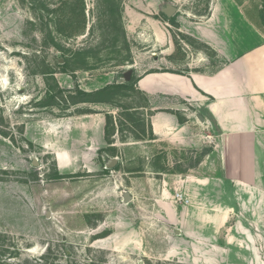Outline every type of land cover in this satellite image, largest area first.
<instances>
[{
    "label": "rangeland",
    "instance_id": "obj_1",
    "mask_svg": "<svg viewBox=\"0 0 264 264\" xmlns=\"http://www.w3.org/2000/svg\"><path fill=\"white\" fill-rule=\"evenodd\" d=\"M65 1L72 25L62 30L70 33L48 28L58 48L37 15L41 2L55 9ZM82 6L84 18L76 13ZM207 7V0H122L105 17L104 0H0V264H191L197 252L184 241L195 240L180 233L194 225L180 219L178 194L188 188L178 181L183 171L213 174L209 160L194 170L208 149L150 140L153 112L134 91L98 105L74 104L69 94L149 72L215 70V55L166 21L202 20ZM168 8L177 11L167 17ZM70 57L74 73H63L58 65ZM105 113L114 123L112 144Z\"/></svg>",
    "mask_w": 264,
    "mask_h": 264
},
{
    "label": "crops",
    "instance_id": "obj_2",
    "mask_svg": "<svg viewBox=\"0 0 264 264\" xmlns=\"http://www.w3.org/2000/svg\"><path fill=\"white\" fill-rule=\"evenodd\" d=\"M261 9V0H211L208 16L182 20L179 26L209 47L220 66L210 71L149 72L137 81L153 112L149 122L154 141L183 151L207 148L195 172L208 160L213 164V179L210 174L184 172L178 181L188 188L179 194L184 209L180 219L183 224L193 219L194 225L178 230L195 240L184 241L197 252L191 264H264ZM199 127L203 131L197 133ZM188 186H195V192L189 193ZM195 202L199 207L188 210ZM204 202L208 211L200 207Z\"/></svg>",
    "mask_w": 264,
    "mask_h": 264
},
{
    "label": "trees",
    "instance_id": "obj_3",
    "mask_svg": "<svg viewBox=\"0 0 264 264\" xmlns=\"http://www.w3.org/2000/svg\"><path fill=\"white\" fill-rule=\"evenodd\" d=\"M82 1V0H80ZM105 3L107 4V9L104 12L105 17H108V15H112V13H115V7L113 8V6H115V4H118V8L122 5V0H104ZM68 1L62 2V4L59 5V8H55V9H50L48 6H46V4L44 2H41V9L39 10V12H41V14H38V20H39V24L41 26V31L44 33H46V35L48 36V38L51 40L50 43L54 46V47H58L59 45H57L51 37V31L48 29L49 27H52L55 29V31L57 33H59L60 35L66 36L68 33H70L69 31H67L66 33H63L62 28L63 27H71L72 23L69 22L70 18L72 15L70 14H66L65 13V6L67 4ZM208 2V7H207V13L205 15H199V16H208L209 14V6L211 3V0H207ZM262 3V9H261V20L262 23L264 25V0H261ZM83 4V3H82ZM121 10V9H120ZM68 12V11H67ZM121 12V11H120ZM44 13V14H43ZM76 13L78 14V16H82V18H84V12H83V6L82 7H78V9H76ZM120 21H121V13H120ZM167 22H169L170 24H172L173 26L179 28V23L176 20V17H172L169 20L166 19ZM78 28H79V24ZM77 27V26H76ZM121 34L120 36H122V38L124 39V31H123V27L122 29H120ZM202 46L209 50L210 52H212L214 55L215 53L206 45L202 44ZM83 50V49H82ZM82 50H80L82 52ZM80 51H76L77 54L80 53ZM216 57V56H215ZM73 57L67 58L63 60V64L58 65L63 69V73H67V71L69 70V64H70V60ZM166 72V71H165ZM70 73H74L73 71H70ZM46 75L48 77H53L54 72H47ZM53 79V78H52ZM138 78L137 79H133L131 78V81L129 84L127 83H114L111 85H106L103 88H99L95 91L92 92H87L84 91L82 89H80L78 86L75 87V90L73 91V93H71V96L69 94V98L75 100V103H91V104H111L112 102H110V100L108 98H105L106 96H112L114 95L116 92L126 89V90H130V91H134L136 94L142 96V98L144 99V101L146 102V107L149 105V100L146 97L145 94H143V92H141L137 87ZM60 92L63 93V91L60 89ZM142 108V107H140ZM145 108V107H144ZM125 109V113H128V109ZM139 109V108H138ZM150 110V109H149ZM151 111V110H150ZM152 114H150L149 116H151ZM181 119V118H179ZM114 123L112 121V116L110 113H105V125H104V138L106 140V142H108V144H112V142H109L110 138L113 136V131H114ZM148 133H149V139L151 140H155L156 138L153 136V133L151 131V126H150V122H148ZM114 150V149H113ZM202 156V155H201ZM119 168V164L116 163L115 165L112 166V169L117 170ZM180 172V173H184Z\"/></svg>",
    "mask_w": 264,
    "mask_h": 264
},
{
    "label": "water",
    "instance_id": "obj_4",
    "mask_svg": "<svg viewBox=\"0 0 264 264\" xmlns=\"http://www.w3.org/2000/svg\"><path fill=\"white\" fill-rule=\"evenodd\" d=\"M177 11V8H168L167 11H163L164 14L169 17L172 14H174ZM116 161L115 160H109L107 162V166L108 167H112L113 165H115ZM132 199L131 195L129 193H124V202L127 203ZM136 264H143V262L141 260H139Z\"/></svg>",
    "mask_w": 264,
    "mask_h": 264
},
{
    "label": "built area",
    "instance_id": "obj_5",
    "mask_svg": "<svg viewBox=\"0 0 264 264\" xmlns=\"http://www.w3.org/2000/svg\"><path fill=\"white\" fill-rule=\"evenodd\" d=\"M182 196L178 194V198H181Z\"/></svg>",
    "mask_w": 264,
    "mask_h": 264
}]
</instances>
